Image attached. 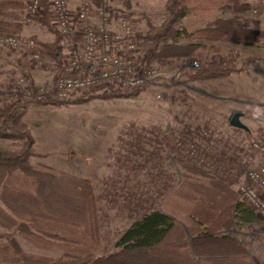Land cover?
Masks as SVG:
<instances>
[{
	"label": "trees",
	"instance_id": "obj_1",
	"mask_svg": "<svg viewBox=\"0 0 264 264\" xmlns=\"http://www.w3.org/2000/svg\"><path fill=\"white\" fill-rule=\"evenodd\" d=\"M41 1L46 7L45 14L34 21L49 27L50 0ZM85 1L99 9L104 6L103 0ZM26 5L22 0H0V33L22 32L19 12ZM249 6L244 0H165L166 18L158 26H149L143 37L146 46L143 63L151 67L155 62L201 58L215 53L209 61L202 62L199 69H189L191 71L183 76L211 81L239 74L242 68L238 67L234 55H221L219 48L207 47L205 43L249 47L264 39V33L243 26ZM216 13L225 17L203 28L188 30L180 24L189 15ZM10 17L15 21H6ZM33 41L37 44L34 38ZM34 51L54 66L62 63L58 41L39 44ZM20 63L31 67L35 62L24 56ZM98 91L104 92V98L124 97L110 84L92 89L89 95ZM90 96L72 101L87 102ZM51 100L49 96L38 105ZM30 107L20 96L6 102L0 100V138L18 144L14 149L0 148V264H258L246 245L235 236L245 231H249L254 240L262 236L260 217L232 190L234 179L244 171V166H235L232 157L220 150L208 156L204 165L190 161L184 148L195 141L188 125H183L169 142L163 138L166 141L163 146L173 154L180 175H169L162 184L161 193L167 192L162 204L154 208L148 201L142 206L139 217L120 236L115 250L99 254L101 231L93 182L65 172L36 169L32 165L36 141L24 120ZM182 155L188 160H181ZM15 172L30 181L29 190L6 184ZM18 238L37 249L56 250L60 255L27 252Z\"/></svg>",
	"mask_w": 264,
	"mask_h": 264
},
{
	"label": "rangeland",
	"instance_id": "obj_2",
	"mask_svg": "<svg viewBox=\"0 0 264 264\" xmlns=\"http://www.w3.org/2000/svg\"><path fill=\"white\" fill-rule=\"evenodd\" d=\"M22 1L28 3L30 0ZM67 1L70 13L75 14L85 0ZM103 2L109 28L117 29L118 21L121 19L130 22L134 30V40L143 59L146 49L143 37L149 26H158L166 18L165 0H103ZM244 2L248 3L250 8L244 14L243 26L264 33V0ZM99 12V8L92 6L91 17L96 24L100 21ZM19 14L24 19V9ZM47 16L50 28L46 27L53 33V43L56 41L59 43L62 63L59 67H53V63L47 59L45 61H49L47 63L49 66L42 64L38 68L35 63L32 64L31 68L37 69L38 72L35 87L44 83L51 73L59 76L61 66L67 61L73 45L81 44L80 32L76 31L71 41L63 39L56 31L49 12ZM220 17L225 15L222 13L212 16L189 15L180 24L188 30H195L208 26ZM6 21L15 20L10 17ZM24 24L22 32L17 34L24 35ZM29 38L33 39L31 36ZM36 42L38 45L47 44ZM205 45L219 48L221 50L219 54L223 51L221 55H226L224 52L233 51L234 48L241 49L240 52L237 51L238 55L232 54L237 58L238 67L242 68L241 72L218 79L223 81V85L222 88L221 86L217 88L220 93L221 90L239 91L243 97L235 98L234 95L223 92L221 98L225 97L224 99L215 98L214 96L219 95L216 92H209L210 96L207 97L189 89L197 87L194 81L183 76L192 69L189 63L197 60L200 68L202 62L209 61L215 55L213 53L207 57L151 64L150 68L159 71L161 76L154 86L140 90L136 95L127 96L130 93L121 92L124 95L122 98H104V92L98 91L93 96L88 93L72 99L92 97L87 102L71 100L32 105L24 117L36 141V155L31 159L36 169H51L54 173L65 172L93 182L101 231L99 254L115 250L116 242L139 217L142 206L152 202L153 207L158 208L162 204V198L167 194L161 193L162 184L169 175L171 177H174L175 173L177 177L180 175L173 154L170 155L168 148L163 146L166 145L163 138L169 142L183 125L190 128L189 132L195 141L192 145L205 149L206 159L215 154L216 150H220L232 157L235 166L239 168L244 166V171L236 176L232 186L238 197V187L243 182L246 172L257 165L258 160L250 143L264 122V39L249 47L223 42ZM241 55L243 57L246 55L247 58L240 60ZM17 57L12 55L3 60L5 67L6 63ZM2 67L1 65L0 80L9 78L12 82L16 74L8 71L7 67ZM5 88L7 90L4 84V90ZM9 99L12 98L8 95H0L2 102ZM235 111L243 114L240 120L248 128V132L237 131L228 125L229 117ZM17 146L15 141L0 138V148L14 149ZM175 156L178 157L177 153ZM182 156L181 160H188L186 156ZM184 175L193 177L187 173ZM6 184L28 190L31 188L30 181L20 172L11 174ZM186 233L191 240L188 230ZM261 235L260 239L257 237L254 240L249 231L235 234L236 238L246 245L251 258L258 264H264L263 222ZM18 240L27 252L52 257L60 255L56 250L37 249L21 238Z\"/></svg>",
	"mask_w": 264,
	"mask_h": 264
},
{
	"label": "built area",
	"instance_id": "obj_3",
	"mask_svg": "<svg viewBox=\"0 0 264 264\" xmlns=\"http://www.w3.org/2000/svg\"><path fill=\"white\" fill-rule=\"evenodd\" d=\"M92 6L88 1H83L77 12L71 14L67 0H50L49 14L56 31L60 37L70 41L76 31L80 32V46L73 45L67 61L61 66L59 76L49 74L38 87H35L33 70L22 67L17 59H11L6 67L16 76L12 82L9 78L0 80V95L5 94L12 99L20 96L32 106L49 96L52 102H68L76 96H85L103 84L113 85L122 93L143 91L154 86L161 73L143 63L130 22L121 19L117 29H111L102 8L99 23L93 24ZM45 10L41 0H30L24 8V23L30 24L35 18H41ZM37 48L33 39L23 34L0 33V58L3 57L4 60L12 52H25L29 60L39 68L47 62L34 51ZM189 64L192 69H199L197 60H192ZM3 65L5 66L4 62ZM4 84L7 90H4ZM250 147L258 161L255 168L246 172L238 187V195L264 224V122ZM184 150L189 159L200 165L206 164L202 148L188 145Z\"/></svg>",
	"mask_w": 264,
	"mask_h": 264
},
{
	"label": "crops",
	"instance_id": "obj_4",
	"mask_svg": "<svg viewBox=\"0 0 264 264\" xmlns=\"http://www.w3.org/2000/svg\"><path fill=\"white\" fill-rule=\"evenodd\" d=\"M21 21H22L21 23L24 24L23 23L24 22V19L23 18H22ZM92 22H93V24H96L97 23L95 20H93ZM24 25H25V29H24V32H23L24 35L29 36V37L30 36L33 37L39 43H53V41H54L53 33H51L45 25H43L41 23L38 24V22L37 23L36 22L35 23L32 22L30 24H24ZM232 50L233 51L228 50V51L224 52V54H227L228 53V54L238 55L239 53L237 51H239V52L241 51V49H237V48H234ZM13 53H15V54H13ZM18 53H19V55H18ZM222 53H223V51L221 52V54ZM12 55L15 56V57L18 56L17 57V60H18L19 63L21 62V59H23L24 56L27 57L25 55V52L23 53V52H20V51L17 52V53L16 52H12L8 56H12ZM248 57H250V56H248ZM239 58H240V60H242V59L247 58V57H246V55L244 57L241 55ZM5 59H7V58H5ZM27 59L29 60L28 57H27ZM3 60H4L3 57H1L0 58V66L2 65L3 66L2 68H5V66L3 65ZM20 65H21V63H20ZM24 68L32 69L31 67H27V66H25ZM37 75H38L37 69L36 70H33L34 83L37 82ZM191 81H194V84L197 87H191V88L188 87V88L192 92L198 93V94H200L202 96H207L208 97V96H210V93L211 92L212 93L216 92L219 95L214 96V97L215 98H221V95H223L222 94V92H223L225 94L226 93H230L231 95H234L235 98L243 97L241 95V92H239V91H236L235 92L234 90H230V91L228 90V91L224 92V90H221V93L218 92V88L217 87H220L221 86V88H222V85H223V81H221V80L220 81H218V80H211L212 83H209V81L208 82H206V81L205 82H202V81H197V80H191ZM224 98H221V99H224ZM234 100L235 99H233V101Z\"/></svg>",
	"mask_w": 264,
	"mask_h": 264
},
{
	"label": "water",
	"instance_id": "obj_5",
	"mask_svg": "<svg viewBox=\"0 0 264 264\" xmlns=\"http://www.w3.org/2000/svg\"><path fill=\"white\" fill-rule=\"evenodd\" d=\"M242 117H243V114L241 112H238V111L233 112L230 115V117H229L228 125L231 128L239 129V130L248 132V128L240 120ZM185 230L187 232V229L186 228H185Z\"/></svg>",
	"mask_w": 264,
	"mask_h": 264
}]
</instances>
